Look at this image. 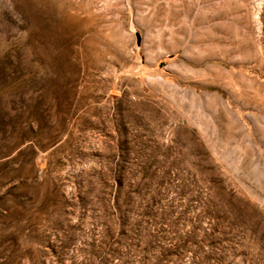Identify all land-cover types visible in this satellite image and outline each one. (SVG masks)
Here are the masks:
<instances>
[{
  "label": "rangeland",
  "instance_id": "1",
  "mask_svg": "<svg viewBox=\"0 0 264 264\" xmlns=\"http://www.w3.org/2000/svg\"><path fill=\"white\" fill-rule=\"evenodd\" d=\"M0 264H264V0H0Z\"/></svg>",
  "mask_w": 264,
  "mask_h": 264
}]
</instances>
